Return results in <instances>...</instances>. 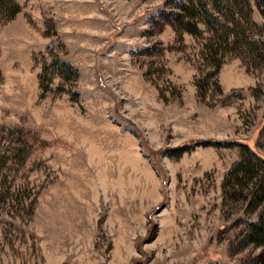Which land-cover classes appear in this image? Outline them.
<instances>
[{
    "label": "rangeland",
    "instance_id": "374dc122",
    "mask_svg": "<svg viewBox=\"0 0 264 264\" xmlns=\"http://www.w3.org/2000/svg\"><path fill=\"white\" fill-rule=\"evenodd\" d=\"M16 1L0 10V264H264L245 239L264 166L241 174L264 158L255 0L249 20L206 0L227 40L188 31L187 0Z\"/></svg>",
    "mask_w": 264,
    "mask_h": 264
},
{
    "label": "trees",
    "instance_id": "16d2710c",
    "mask_svg": "<svg viewBox=\"0 0 264 264\" xmlns=\"http://www.w3.org/2000/svg\"><path fill=\"white\" fill-rule=\"evenodd\" d=\"M230 1H232V3L235 5L232 13L235 12L236 14H239L240 17H245L248 20L251 19V5L249 0ZM255 3L257 9L259 10V13L262 17H264V0H255ZM178 7L185 11L184 16L193 18V20H183V23L187 24L186 29L188 31L198 32L200 29L198 24L201 23L205 27H207L209 31H211L213 37L219 31H223V33L226 34V40L229 37L231 29L228 28L225 22L224 12H222V7L218 6V4L217 6L216 4L215 6H213L211 4H208L206 0H187L185 2H180ZM0 10L2 11V13H4L5 18L9 19L12 18L20 10V4L16 0H0ZM199 13L203 17L204 15L208 17L200 18L198 16ZM178 19L181 20L180 17ZM177 27L182 28L183 26L179 24L177 25ZM217 69L218 65L214 72H216ZM242 163L243 161L242 159H240L235 166H240ZM258 165L264 166V158L255 154V156L249 160V165L241 168V174L254 175L256 172L253 169ZM233 170L235 169H232L230 172H232ZM255 185V193L253 194L258 195L256 192H261V198L262 201H264V183L261 179H256ZM245 239L254 244L264 246V217L262 215H259L254 220L248 223L247 235H245Z\"/></svg>",
    "mask_w": 264,
    "mask_h": 264
},
{
    "label": "water",
    "instance_id": "95a60500",
    "mask_svg": "<svg viewBox=\"0 0 264 264\" xmlns=\"http://www.w3.org/2000/svg\"><path fill=\"white\" fill-rule=\"evenodd\" d=\"M262 116L264 117V111H263V113H262Z\"/></svg>",
    "mask_w": 264,
    "mask_h": 264
}]
</instances>
